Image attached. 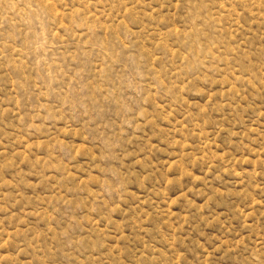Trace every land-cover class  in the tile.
<instances>
[{
  "label": "rangeland",
  "instance_id": "obj_1",
  "mask_svg": "<svg viewBox=\"0 0 264 264\" xmlns=\"http://www.w3.org/2000/svg\"><path fill=\"white\" fill-rule=\"evenodd\" d=\"M0 264H264V0H0Z\"/></svg>",
  "mask_w": 264,
  "mask_h": 264
}]
</instances>
